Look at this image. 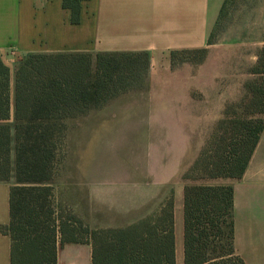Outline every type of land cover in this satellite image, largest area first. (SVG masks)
Returning a JSON list of instances; mask_svg holds the SVG:
<instances>
[{
  "label": "crops",
  "instance_id": "1",
  "mask_svg": "<svg viewBox=\"0 0 264 264\" xmlns=\"http://www.w3.org/2000/svg\"><path fill=\"white\" fill-rule=\"evenodd\" d=\"M225 1L81 0L80 21L73 22L72 9L64 6V0H0V52L10 67L12 101L17 64L29 53L149 52L146 87L79 117L77 131L70 128V137L76 133L81 145L105 147L91 154L89 167L80 172L77 207L79 217L93 229L126 228L160 214L173 197L176 264H185L187 182L182 173L185 159L197 156L192 129L204 126L206 119L219 118L216 111L222 108L218 100L217 107L204 110L197 97L199 90L206 96L220 93L215 87L217 75L205 64L173 66L171 52L212 48L215 44H209V38ZM254 1L260 18L252 24L257 25L256 34L264 33V0ZM245 8L249 14V5ZM228 38L223 45L240 43L231 35ZM259 39L264 47V36ZM215 61L208 57L206 62ZM231 63V57H224L227 82L231 70L225 66ZM261 76L264 79V70ZM219 95L229 97L230 91L223 88ZM118 142L124 147L120 154ZM203 183L233 185L236 251L244 264H264V130L242 178ZM13 184L0 181V225L10 220ZM0 264H11V238L2 231ZM57 264H93V245L59 244Z\"/></svg>",
  "mask_w": 264,
  "mask_h": 264
},
{
  "label": "trees",
  "instance_id": "2",
  "mask_svg": "<svg viewBox=\"0 0 264 264\" xmlns=\"http://www.w3.org/2000/svg\"><path fill=\"white\" fill-rule=\"evenodd\" d=\"M233 0H226L214 37ZM80 21L81 0H64ZM208 47L173 50L172 65L201 63ZM199 52L202 60L192 57ZM262 59L261 70H264ZM147 51H62L23 56L16 67L14 101L10 67L0 52V181L10 189L11 264H57L59 244L90 242L93 264H176L174 199L160 214L126 228H91L63 214L52 184L69 122L131 90L147 86ZM252 109L220 120L200 154L182 173L185 264H244L234 243V187L208 184L243 177L264 130V79L250 82ZM13 104V105H12ZM229 116V113H226Z\"/></svg>",
  "mask_w": 264,
  "mask_h": 264
},
{
  "label": "rangeland",
  "instance_id": "3",
  "mask_svg": "<svg viewBox=\"0 0 264 264\" xmlns=\"http://www.w3.org/2000/svg\"><path fill=\"white\" fill-rule=\"evenodd\" d=\"M246 5H249L251 8L249 14L246 12ZM256 5L259 6L254 0H233L231 6H229L220 21L214 37L215 45L212 48H208L209 50L205 54V56H207L206 59L201 63L185 62L193 67H200L204 64L205 66L207 65L210 71L217 75L215 87L220 89V93L215 96H206L201 90L198 92L197 97L200 101V105L204 106V110H209L214 106L217 107L218 100L222 110L220 113L216 111V115L220 114L219 118H215L214 120L206 119V121L203 122L204 126L192 129V149L193 152L194 150L196 151L197 156L214 133L220 120L223 118L235 117L236 114L234 113L236 112L241 115L243 112L253 108L250 103L251 94L249 84L257 77H261V73L256 71L261 70L262 59H264V47L257 43L261 40L259 37H263L264 33L259 32L256 34L257 25L256 23L252 24L257 18H260V15L259 17L255 15L259 14ZM230 35L231 38L235 37L240 43L231 47L223 45L227 43L224 42V39H229L228 37H230ZM192 57L197 60H202L203 54L195 52L192 54ZM208 57L216 58L215 63L213 62L212 65H210L212 61L207 63ZM224 57L232 58L231 65L226 64L225 66L226 68L230 67L231 70L229 82L226 81L223 74ZM223 88H227L230 91L229 97L226 96L223 98L219 95L222 93ZM226 113H229V116ZM78 119L79 118H75L69 122V127L74 130L73 132L78 129ZM71 129H69L67 139L63 144L62 154L58 157L56 175L52 184L54 186L57 205L64 210L66 209V212L63 211V214L65 213L66 215L70 214L78 217L79 211L77 202L79 197L78 186L81 178L80 172L81 170L83 172L86 171V168L89 167V156L100 151L101 146L103 150H105V147L100 143L81 145L75 136L76 133L73 134V138L70 137ZM116 144L117 153L120 154V151H123L124 147L120 145L119 142ZM195 159H185L183 172L191 166ZM9 180L15 182L14 175H12ZM208 182H212V180Z\"/></svg>",
  "mask_w": 264,
  "mask_h": 264
}]
</instances>
